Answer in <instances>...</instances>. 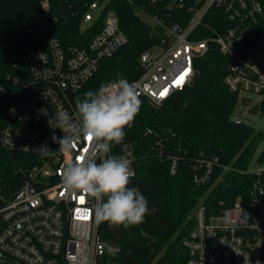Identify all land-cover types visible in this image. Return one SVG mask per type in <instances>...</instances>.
I'll list each match as a JSON object with an SVG mask.
<instances>
[{
  "label": "built area",
  "instance_id": "1",
  "mask_svg": "<svg viewBox=\"0 0 264 264\" xmlns=\"http://www.w3.org/2000/svg\"><path fill=\"white\" fill-rule=\"evenodd\" d=\"M40 1L44 23L58 19L52 8H60L61 14L70 10L80 16V38L91 35L82 45L66 44L53 35L44 49L22 53L27 63L25 80L10 74L0 78V97L16 96L4 107L0 145L10 152L32 155L15 189L0 183V264H102L104 256L117 246L102 241L97 231L95 201L62 185L67 159L62 153L41 157L36 149L41 145L58 149L51 137L64 133L50 128L48 119L59 110L75 114L70 93L95 74L101 59L127 43L128 36L110 7L113 0H59L55 6L51 0ZM126 1L139 14L147 13L152 18L156 37V42L139 54L143 73L129 81L137 88L139 98L158 106L189 85L196 71L194 60L210 46L227 56L224 82L231 91L264 94V46L259 45L264 30V0ZM211 8L222 11L228 21L220 31L209 29L210 33L196 36ZM145 133L155 134L153 146L159 155L164 154L161 135L152 128ZM92 147L91 142H82L73 156ZM103 155L97 153L98 159ZM107 155H113L111 150ZM120 155L131 161L135 173L133 145L123 143ZM167 159L169 172L174 174L179 156L168 153ZM215 161L213 155L199 159L193 181L206 183ZM247 170L254 173V178L246 196L236 197L219 213H209L204 198L197 199L189 215L193 223L181 237L186 252L184 264H264V168ZM105 264L120 263L108 260Z\"/></svg>",
  "mask_w": 264,
  "mask_h": 264
},
{
  "label": "trees",
  "instance_id": "2",
  "mask_svg": "<svg viewBox=\"0 0 264 264\" xmlns=\"http://www.w3.org/2000/svg\"><path fill=\"white\" fill-rule=\"evenodd\" d=\"M51 3L55 6L60 1L51 0ZM110 7L118 14L128 42L112 56L101 59L95 74L70 93L74 105L77 97L83 99L85 92L96 91L108 81L138 78L144 71L139 54L156 42L151 24L134 6L126 0H113ZM51 10L58 19L44 23L40 0H0V78L10 74L25 80L27 63L22 53L44 49L53 35L66 44L87 42L91 34L80 38L79 15L70 10L61 14L60 8ZM226 20L222 11L209 9L203 18L205 26L199 27L196 36L210 33L209 29L220 31ZM226 61L225 54L210 46L194 60L198 77L193 84L175 91L158 106L139 98L140 111L132 127L125 128L123 143L134 147L135 173L129 187H137L147 198L149 214L143 223L127 230L109 226L107 222L97 224L99 235L117 246L104 256L102 264L108 260L120 264H184L186 252L181 237L193 223L188 214L197 199L204 198L209 213H219L236 197L246 196L254 178V173L247 169L264 140V131H255L245 122L232 118L237 93L224 82ZM14 99L16 96L0 97V124L5 120L4 107ZM252 110L264 114V94ZM147 128L163 138L164 154L157 153L153 146L155 134L145 133ZM123 143L112 145L113 155H120ZM168 153L179 156L174 174L168 169ZM212 155L216 161L210 179L204 184L195 183L193 174L199 170L198 160ZM30 156L10 152L0 145V183L15 189ZM256 161L264 162V147ZM173 236L172 245L163 250V245Z\"/></svg>",
  "mask_w": 264,
  "mask_h": 264
},
{
  "label": "clouds",
  "instance_id": "3",
  "mask_svg": "<svg viewBox=\"0 0 264 264\" xmlns=\"http://www.w3.org/2000/svg\"><path fill=\"white\" fill-rule=\"evenodd\" d=\"M141 105L137 88L127 79L101 85L96 91L85 92L83 99L76 98L74 115L59 110L48 119L50 128L64 133L51 137L58 149L51 150L47 145L36 149L41 157L58 151L67 158L62 185L95 201L97 224L107 222L127 230L143 223L149 214L147 198L137 187H129L134 177L131 161L122 155H107L113 144L123 143L125 128L132 127ZM85 141L91 142L92 149L74 157L73 150ZM97 153L104 154L103 158L98 159Z\"/></svg>",
  "mask_w": 264,
  "mask_h": 264
},
{
  "label": "rangeland",
  "instance_id": "4",
  "mask_svg": "<svg viewBox=\"0 0 264 264\" xmlns=\"http://www.w3.org/2000/svg\"><path fill=\"white\" fill-rule=\"evenodd\" d=\"M143 19L148 21L149 23H152V18L147 13H141L140 14ZM262 99V95L260 93L248 91V90H242L237 94V102L234 106L233 112H232V118H239L246 124L253 127L255 131H264V114H261L260 111H253L252 107L256 104H258ZM264 147V140H262L254 154V158L252 159L249 169L250 170H259L264 168V162L259 163L256 161V157L260 154L261 150ZM194 209V207H193ZM192 209V211H193ZM190 212V214L192 213ZM188 214V216L190 215ZM188 218V217H187ZM182 227V226H181ZM178 233V231H177ZM174 240V236L163 245V250L168 246L172 245V242ZM104 242L108 243L111 247H116V244L112 241L105 240L103 238Z\"/></svg>",
  "mask_w": 264,
  "mask_h": 264
},
{
  "label": "water",
  "instance_id": "5",
  "mask_svg": "<svg viewBox=\"0 0 264 264\" xmlns=\"http://www.w3.org/2000/svg\"><path fill=\"white\" fill-rule=\"evenodd\" d=\"M259 45H260V46H264V30H262V35H261V38H260V41H259ZM197 77H198V72L195 71V73H194V75H193V77H192V80H191L190 84H193V83L196 81ZM235 120H236L237 122H239V123L243 122V121H242L241 119H239V118H235ZM213 151H217V149L214 148Z\"/></svg>",
  "mask_w": 264,
  "mask_h": 264
},
{
  "label": "snow or ice",
  "instance_id": "6",
  "mask_svg": "<svg viewBox=\"0 0 264 264\" xmlns=\"http://www.w3.org/2000/svg\"><path fill=\"white\" fill-rule=\"evenodd\" d=\"M161 95H163V93Z\"/></svg>",
  "mask_w": 264,
  "mask_h": 264
}]
</instances>
